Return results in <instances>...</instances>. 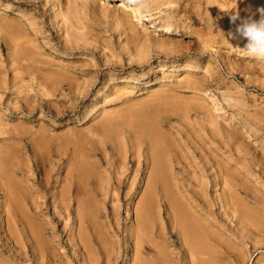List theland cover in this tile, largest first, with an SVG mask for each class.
<instances>
[{"label": "rangeland", "instance_id": "1", "mask_svg": "<svg viewBox=\"0 0 264 264\" xmlns=\"http://www.w3.org/2000/svg\"><path fill=\"white\" fill-rule=\"evenodd\" d=\"M150 3L0 0V264H264V0Z\"/></svg>", "mask_w": 264, "mask_h": 264}, {"label": "clouds", "instance_id": "2", "mask_svg": "<svg viewBox=\"0 0 264 264\" xmlns=\"http://www.w3.org/2000/svg\"><path fill=\"white\" fill-rule=\"evenodd\" d=\"M127 2L137 12L141 10L147 12L151 8L150 0H127ZM259 11L261 13L259 20H255L251 17L242 19L236 30L242 38L247 40V44L243 51L255 59L264 60V8ZM231 19L234 23L240 19L238 12H234L231 15ZM162 23L165 28L170 24L167 15L162 18Z\"/></svg>", "mask_w": 264, "mask_h": 264}, {"label": "bare ground", "instance_id": "3", "mask_svg": "<svg viewBox=\"0 0 264 264\" xmlns=\"http://www.w3.org/2000/svg\"><path fill=\"white\" fill-rule=\"evenodd\" d=\"M120 2H121V1H120ZM121 3H122V2H121ZM123 4H124V3L119 4L118 6H120V5L122 6ZM126 8H127V7H126ZM114 122H115V121H114ZM138 133H139V132H138ZM138 133H137V135H139ZM140 136H143V135L140 134ZM124 138H125V137H124ZM154 139H156V137H154V138L151 140V141H152L151 143H152V146H153V147H154L155 144H156V143H155L156 140H155V142H154ZM157 146H158V145H157ZM150 152H151V151H150ZM137 155H138V154H137ZM158 155L160 156V154H158ZM155 156H157V154H156V155L153 154V157H155ZM5 157H6V156H5ZM151 157H152V155H151ZM157 158H158V156H157ZM153 160H154V158H153ZM137 161H138V160H137ZM155 161H156V159H155ZM155 161H153V162L156 163ZM151 162H152V161H151ZM151 162H150V163H151ZM157 162H158V161H157ZM138 165H139V164H138ZM138 165H137V166H138ZM134 167H135V166H134ZM153 167H155V164H154ZM119 171H120V170H119ZM119 171H118V172H119ZM154 171H155V170H154ZM121 175H122V174H121ZM119 177H120V176H119ZM68 178H69V177H68ZM72 179H73V178H72ZM72 179H71V180H72ZM77 180H78V179H77ZM120 180H121V179H120ZM31 181H32V180H31ZM147 181H148V180H147ZM149 181H150V180H149ZM69 183H72V182H69ZM81 183H82V182H81ZM116 186H117V185H116ZM7 187H8V186H7ZM148 187H149V186H148ZM8 188H9V187H8ZM150 189H151V188H150ZM8 190H9V189H8ZM8 190H7V191H8ZM69 190H70V189H69ZM77 190H78V189H77ZM5 193H6V191H5ZM9 194H10V192H9ZM10 196H11V195H10ZM175 202H176V201H175ZM140 203H141V202H140ZM13 204H14V203H13ZM143 204H144L143 202H142V204H139V205H138L139 208H140ZM8 205H9V204H8ZM14 205H15V204H14ZM14 205H13V206H14ZM140 205H141V206H140ZM5 206H6V205H5ZM143 206H144V205H143ZM139 208H137V209H139ZM135 209H136V208H135ZM14 210H15V209H14ZM8 211H9V210H8ZM136 211H137V210H135V212H136ZM138 211H139V210H138ZM12 212H13V210H12ZM81 212H82V211H81ZM62 213H63V212H62ZM137 213H138V212H137ZM137 213H136V214H137ZM176 213H177V212H176ZM83 214H84V213H83ZM137 215H138V216H137ZM137 215H135V216H137V218H135V219H136V221H135L136 223L139 222V221H137V219L141 220V218H140V216H139V213H138ZM78 216H79V215H78ZM83 216H84V215H83ZM141 216H142V215H141ZM13 217H14V215H13ZM79 217H81V216H79ZM79 217H78V219H79ZM138 217H139V218H138ZM76 218H77V217H76ZM19 219H21V218L19 217ZM19 219H18V220H19ZM78 219H76L77 222H78V223H79V221L81 222V219H80V220H78ZM179 219H180V222H181V223H180V222H179V223H180V224H183V227H184L183 229L187 230L188 232H192V231L195 229V228H194V225H193L194 223L188 222L186 219L183 220V217H182V218L180 217ZM181 219H182L183 221H181ZM36 220H37V219H36ZM143 220H144V218H143ZM143 220H142V221H143ZM22 221H23V220H22ZM59 221H60V220H59ZM23 222H24V221H23ZM143 222H144V221H143ZM143 222H142L141 224H143ZM182 222H183V223H182ZM21 223H22V222H21ZM25 223H26V222H25ZM82 223H83V221H82ZM22 224H23V223H22ZM79 224H80V223H79ZM30 225H31V224H30ZM110 225H111V224H110ZM136 225H138V224H136ZM136 225H135V226H136ZM139 225H140V224H139ZM22 226L24 227V225H22ZM23 227H22V228H23ZM26 227H27V226H26ZM28 227H29V226H28ZM136 227H137V226H136ZM143 227H144V226H143ZM24 228H25V227H24ZM29 228H31V226H30ZM78 228L81 229L80 226H79ZM78 228H77V229H78ZM11 230H12V229H11ZM35 231H36V230H35ZM78 231H79V230H78ZM80 231H81V230H80ZM80 231H79V232H80ZM85 231H86V230H85ZM136 231H137V229H136ZM136 231H135V233H136ZM28 232H29V231H28ZM36 232H37V231H36ZM76 232H77V231H76ZM77 234H78V233H77ZM190 234H191V236H193L192 233H190ZM33 235H34V234H33ZM75 235H76V234H75ZM82 235H83V234H82ZM72 237H73V236H72ZM79 237H80V236H79ZM86 237H88V235H87ZM86 237H85V238H86ZM76 238H77V236H76ZM135 238L137 239V235H136ZM139 238H140V237H139ZM29 239H32V238H29ZM29 239H28V240H29ZM33 239H34V236H33ZM33 239H32V240H33ZM87 239H88V238H87ZM136 239H135V243H136ZM78 240H79V239H77V243L80 242V241L78 242ZM80 240H81V244H80V245H82L83 247H81V246H79V247L82 249V248H84V246H85V241L83 240L82 236L80 237ZM88 240H89V239H88ZM139 240H140V239H139ZM25 241H26V240H25ZM34 241H35V243H36V240H34ZM140 241H141V240H140ZM14 242H15V241H14ZM31 242H32V241H31ZM38 242H39V241H38ZM29 243H30V242H29ZM73 243H74V242H73ZM139 243H140V242H139ZM139 243H138V244H139ZM39 244H40V243H39ZM138 244H137V245H138ZM36 245H38V244L36 243ZM137 245H136V246H137ZM77 246H78V245H77ZM139 246H140V245H138V247H139ZM34 247H35V246H34ZM40 248H41V247H40ZM74 248H75V247H74ZM38 249H39V248H37V251H38ZM76 249H77V248H76ZM85 249H86V247H85ZM85 249H84L83 251H85ZM135 249H136V248H135ZM137 249H138V248H137ZM20 250H21V249H20ZM31 250H33V249H31ZM41 250H42V249H41ZM41 250H39V251H41ZM86 250H87V249H86ZM89 250H90V249H89ZM87 251H88V250H87ZM91 252H92V251H91ZM39 253L42 254V252H39ZM64 253H65V252H64ZM88 253H89V252H88ZM88 253H86V251H85V252H84V255L86 256V254H88ZM41 254H40V255H41ZM65 254H66V253H65ZM37 256H38V255H37ZM51 256H52V255H51ZM64 256H65V255H64ZM87 256H88V258H90L92 255H91V253H90V256H89V254H88ZM93 256H94V255H93ZM40 257H41V256H40ZM42 257H43V255H42ZM44 257H45V256H44ZM52 257H53V256H52ZM82 257H83V255H82ZM53 258H54V257H53ZM57 258H58V257H57ZM83 258H84V257H83ZM83 258H82V259H83ZM86 258H87V257H86ZM37 259H39V258H37ZM43 259H44V258H43ZM90 259H91V258H90ZM84 260H85V258H84ZM81 261H82V260H81ZM94 261H95V260H94ZM138 261H139V260H138ZM48 262H49V261H48ZM50 262H51V261H50ZM83 262H84V261H83ZM135 262H137V260H135ZM85 263H87V262H85ZM49 264H50V263H49ZM87 264H88V263H87ZM89 264H90V263H89ZM95 264H96V263H95ZM134 264H136V263H134ZM137 264H138V263H137ZM139 264H141V263H139Z\"/></svg>", "mask_w": 264, "mask_h": 264}]
</instances>
